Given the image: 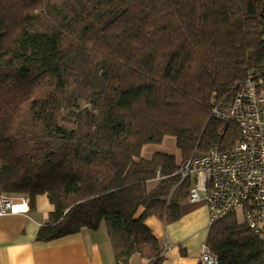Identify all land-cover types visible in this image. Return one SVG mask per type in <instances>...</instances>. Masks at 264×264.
I'll use <instances>...</instances> for the list:
<instances>
[{"label":"trees","instance_id":"16d2710c","mask_svg":"<svg viewBox=\"0 0 264 264\" xmlns=\"http://www.w3.org/2000/svg\"><path fill=\"white\" fill-rule=\"evenodd\" d=\"M250 74L264 85V0H0V189L32 210L48 196L39 240L105 222L118 263L161 264L145 220H178L194 180L176 156L142 148L175 137L186 162L235 146L239 127L212 105ZM206 243L220 264H264L235 214Z\"/></svg>","mask_w":264,"mask_h":264},{"label":"built area","instance_id":"2783aa9c","mask_svg":"<svg viewBox=\"0 0 264 264\" xmlns=\"http://www.w3.org/2000/svg\"><path fill=\"white\" fill-rule=\"evenodd\" d=\"M212 116L225 126L236 124L241 139L231 148L214 146L207 154L180 160L177 172L194 183L192 203L208 206L210 223L235 214L264 244V85L250 74L230 97L213 101ZM225 128L222 129L223 135ZM18 196V197H17ZM31 212L29 196L4 193L0 189V216ZM200 264H220L207 243L201 247Z\"/></svg>","mask_w":264,"mask_h":264},{"label":"crops","instance_id":"0c3cea01","mask_svg":"<svg viewBox=\"0 0 264 264\" xmlns=\"http://www.w3.org/2000/svg\"><path fill=\"white\" fill-rule=\"evenodd\" d=\"M166 141L177 149L175 137L167 136L163 143L146 144L141 157L150 160L157 152L176 156L181 153L165 148ZM156 184L151 186V182ZM161 181L157 177L148 182L149 190ZM47 196V195H46ZM48 197V196H47ZM38 206V209H37ZM40 204L28 214L0 216V264H150V260L134 254L127 262L116 259V248L107 225L98 230L83 228L81 231L50 241L38 239L54 210L53 205L40 209ZM144 207L140 208L139 217ZM181 217L176 221L149 216L145 224L158 239L163 250L161 264H200L201 247L206 243L210 230V213L203 203H192L188 196L180 201Z\"/></svg>","mask_w":264,"mask_h":264},{"label":"rangeland","instance_id":"374dc122","mask_svg":"<svg viewBox=\"0 0 264 264\" xmlns=\"http://www.w3.org/2000/svg\"><path fill=\"white\" fill-rule=\"evenodd\" d=\"M92 63H94V62H92ZM82 104H83L84 107H86L88 105L86 103H82ZM64 125H67L70 128H74V126L72 124L65 123ZM163 145L165 146V148H168V149L172 150L173 152L177 153V149L174 148V147H171V145L168 143V141H166ZM181 160H182V155H181ZM155 184H156V181L151 182V186H153ZM12 196H16V195H12ZM25 196H28V195H25ZM40 201H41V206H42V207H40V209H43V207L44 208L48 207L49 204L52 205L50 200H49V198L46 195H40V196L37 197V205L40 204ZM37 209H38V206H37ZM102 225L106 226V223L103 222ZM200 258H201V252H200ZM199 261H200V259H199Z\"/></svg>","mask_w":264,"mask_h":264}]
</instances>
